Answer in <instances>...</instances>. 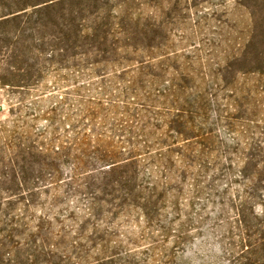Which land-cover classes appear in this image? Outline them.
Masks as SVG:
<instances>
[{"label": "rangeland", "instance_id": "rangeland-1", "mask_svg": "<svg viewBox=\"0 0 264 264\" xmlns=\"http://www.w3.org/2000/svg\"><path fill=\"white\" fill-rule=\"evenodd\" d=\"M140 2L139 61L110 64L102 71L103 64L93 66L70 55L52 57L47 53L39 60L27 57L24 64L16 63L26 69L22 72L3 62L0 55V160L4 158L6 163L0 164V174L10 171V159L28 155L25 150L30 148L42 147L46 153L50 148L75 146L74 130L86 132L91 142L96 130L120 140L113 129L132 122L126 106L140 111V122H134L137 126L154 121L148 110L160 111L169 106L158 99L156 88L161 87L153 82L150 71L170 79L172 90L175 82L187 79L188 92L206 97L202 107L207 125L196 134H208L213 143L205 155L211 167L205 171L194 166L189 176L180 175L184 164L177 150L185 140H174L172 119L176 109L171 92L168 143L171 150L176 149L171 152V175L166 178L161 163L151 165L146 154L142 155L143 171L152 177L165 207L156 224L126 214L101 223L102 230L114 233L113 252L106 256V262L264 264V74L240 71L254 64L264 66V58L259 63H252L251 56L241 58L255 29L256 34L260 29V34L252 52L264 51V0ZM8 44L1 43V49H7ZM147 44L151 45L149 49ZM141 61H145L144 66L153 63L155 67L135 77ZM127 69L128 75L118 77ZM132 86L138 91L132 92ZM149 128L153 137L141 139L154 145L151 151L155 156L166 146L157 139L161 132ZM168 130L165 126L163 131ZM35 152L36 158H42L40 149ZM248 159L257 164L248 171L254 174L250 179L240 173ZM231 161L234 169L230 168ZM69 167H62L60 178H67ZM7 185L16 190L52 188L59 198L65 197L64 181L58 191L49 182ZM7 185L0 183V188ZM40 210L39 206L33 208L36 214ZM93 256V262L104 258L100 251Z\"/></svg>", "mask_w": 264, "mask_h": 264}, {"label": "trees", "instance_id": "trees-1", "mask_svg": "<svg viewBox=\"0 0 264 264\" xmlns=\"http://www.w3.org/2000/svg\"><path fill=\"white\" fill-rule=\"evenodd\" d=\"M140 1L0 0V55L3 62L22 72L26 69L16 63L24 64L27 57L39 60L47 53L52 57L70 55L81 62L90 61L93 66L103 64L102 71L110 64L139 61L142 31L137 8ZM257 31L258 34L255 29L248 49L241 54L245 59L251 56L252 63L262 62L264 58V51L252 52L260 34V29ZM7 42V49H1V43ZM150 46L147 44V49ZM143 62L135 69V77L145 73L146 68L155 67L153 63L144 66ZM254 65L240 71L264 74L263 65ZM128 74V69L122 70L118 77ZM150 74L153 82L161 87L156 88L158 99L163 105H169L160 111L148 110L154 121L141 122V126H137L134 122H140V111L126 106L132 122L127 121L113 129L118 141L96 130L92 136L94 142H91L86 132L74 130L77 135L75 146L61 150L50 148L46 153L36 146L25 150L28 155L10 159V171L0 174L1 185L49 182L58 191L64 181L66 189L63 190L65 197L61 199L52 188L42 191L16 190L8 185L0 188V264H108L106 256L113 252L111 238L114 233L102 230L101 223L126 214L156 224L165 202L158 197V189L150 180L152 177L143 171L142 155L146 154L151 165L161 163L166 178L171 175V152L176 150H171V143H168L171 141V92L175 96L176 109L172 119L174 140H185L177 150L184 164L180 175L189 176L194 166L205 171L210 169L211 161L205 155L213 143L208 134H196L203 132L207 125L202 107L206 97L188 92L187 79H182L183 83L175 82L172 90L170 79H164L160 73L150 71ZM130 89L138 91L136 86ZM180 95H183L182 100ZM165 126L170 130L163 131ZM229 126L234 128V123L230 122ZM149 127L161 132L157 139L166 146V150H160L155 156L151 151L154 145L149 140L143 143L141 139L153 137ZM126 143L131 145L130 148ZM39 149L40 159L36 158L35 152ZM216 160L220 166L219 159ZM230 163V168L234 169L235 163ZM0 164H6L4 158ZM68 164L67 178L62 179V167ZM245 164L240 173L250 179L254 174L248 171L257 164L252 159L246 160ZM35 206L41 208L40 214L33 211ZM95 251L104 255L103 260L91 261Z\"/></svg>", "mask_w": 264, "mask_h": 264}]
</instances>
